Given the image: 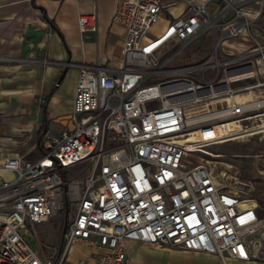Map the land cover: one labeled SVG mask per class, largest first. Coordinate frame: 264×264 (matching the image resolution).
<instances>
[{"label":"built area","instance_id":"1","mask_svg":"<svg viewBox=\"0 0 264 264\" xmlns=\"http://www.w3.org/2000/svg\"><path fill=\"white\" fill-rule=\"evenodd\" d=\"M250 1L116 0L120 65L57 64L79 72L71 112L45 132L38 157L0 159V264H78L68 261L76 246L97 250L95 264H130L126 241L264 261V217L249 190L185 163L207 145L234 141L239 135L222 137L228 122L256 121L264 132V42L256 37L264 39V4L250 18L243 9ZM161 19V34L150 35ZM95 21L79 16V31H95ZM211 29L219 44L241 38L254 47L222 62L167 67ZM238 83L245 85L233 91ZM235 92L254 99L221 101ZM210 100L219 102L204 114ZM190 133L196 142L180 143ZM63 209L73 212L61 247L40 258L20 233L36 237L35 225Z\"/></svg>","mask_w":264,"mask_h":264},{"label":"crops","instance_id":"2","mask_svg":"<svg viewBox=\"0 0 264 264\" xmlns=\"http://www.w3.org/2000/svg\"><path fill=\"white\" fill-rule=\"evenodd\" d=\"M263 4L264 0H252L243 9L252 18ZM115 7L116 0H0V159L38 157L36 136L44 120L47 132L71 112L79 72L57 64L105 60L109 67L120 65L123 28L111 22ZM183 8L181 3L175 15ZM43 13L58 32L44 20ZM89 14L96 17L95 31L82 33L78 17ZM260 21L264 26V18ZM256 37L264 42L260 34ZM71 73L75 78L70 83ZM63 89L66 92L61 100ZM124 248L130 264H264L230 259L223 262L204 253L158 248L137 241H126ZM97 253L93 248L76 246L68 261L95 264Z\"/></svg>","mask_w":264,"mask_h":264},{"label":"rangeland","instance_id":"3","mask_svg":"<svg viewBox=\"0 0 264 264\" xmlns=\"http://www.w3.org/2000/svg\"><path fill=\"white\" fill-rule=\"evenodd\" d=\"M173 15H175V12ZM164 27L165 21L161 19L149 31V34L159 35ZM219 36L220 33L216 29L205 32L191 45L179 50L167 67L178 69L203 63L213 64L216 60L222 62L228 55L244 54L254 47L252 43H247L241 38L228 39L219 44L217 42ZM69 76V82L71 83L75 75L71 73ZM224 78L225 74L220 70L218 79ZM244 85V83L232 84L230 88L237 91ZM69 86L67 89H69ZM65 92V89H63L60 96L61 100L64 99ZM235 94L239 93L235 92ZM258 124L259 122L256 121H246L241 124V127L237 122L226 123L223 126L226 136L222 137L239 135L235 138L236 140L223 144L207 145L203 147V153L185 155V163L188 166L197 164L209 166L214 173L218 174L222 180L227 181L229 185L246 187L251 197L259 204V213L264 217V132L256 128ZM27 158L32 159L34 156H28ZM72 212L71 209L68 211L63 209L49 222L35 225L36 237L32 233H20V236L27 246L42 258V254L48 255L54 249H60L61 234Z\"/></svg>","mask_w":264,"mask_h":264},{"label":"bare ground","instance_id":"4","mask_svg":"<svg viewBox=\"0 0 264 264\" xmlns=\"http://www.w3.org/2000/svg\"><path fill=\"white\" fill-rule=\"evenodd\" d=\"M253 94L251 92H247V93H239V94H235V95H231V96H226L223 100H221L222 102H227L229 104L232 103H238L241 104L243 102H247V101H251L253 100ZM219 101L216 100H210L209 103L202 105L201 107H203V110H207L209 109V106L214 105L216 103H218ZM214 112L213 110H207L205 111L204 114H209ZM197 138H196V134L195 133H190L188 135H184L183 138L179 139L180 143H193L196 142Z\"/></svg>","mask_w":264,"mask_h":264},{"label":"trees","instance_id":"5","mask_svg":"<svg viewBox=\"0 0 264 264\" xmlns=\"http://www.w3.org/2000/svg\"><path fill=\"white\" fill-rule=\"evenodd\" d=\"M43 18H44V20H46L57 32H58V30L56 29V27H55V25H54V23L46 16V14L45 13H43ZM54 89L55 88H53L52 90H51V92H50V94H49V97H51L52 96V94H53V92H54ZM45 111H44V115H45ZM46 128H47V122H46V120H44V122H43V124H42V126H41V128L39 129V131H38V133H37V136H36V139H37V147L39 148V150H41L42 149V144H41V140H42V137H43V135H44V133H45V130H46Z\"/></svg>","mask_w":264,"mask_h":264}]
</instances>
